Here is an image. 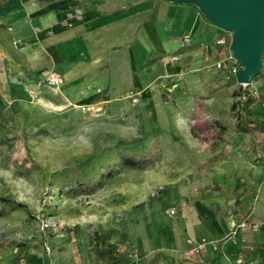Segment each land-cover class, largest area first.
<instances>
[{
  "label": "rangeland",
  "instance_id": "obj_1",
  "mask_svg": "<svg viewBox=\"0 0 264 264\" xmlns=\"http://www.w3.org/2000/svg\"><path fill=\"white\" fill-rule=\"evenodd\" d=\"M147 45L137 65L84 66L103 76L65 84L0 49V199L14 201L0 200V264H260L222 253L252 249L264 227L248 214L264 141L235 129L242 84L204 61L178 71ZM242 86L264 123V79Z\"/></svg>",
  "mask_w": 264,
  "mask_h": 264
},
{
  "label": "crops",
  "instance_id": "obj_2",
  "mask_svg": "<svg viewBox=\"0 0 264 264\" xmlns=\"http://www.w3.org/2000/svg\"><path fill=\"white\" fill-rule=\"evenodd\" d=\"M186 34L188 42L183 43L180 37ZM219 38L225 42L217 43ZM150 41L155 44L150 46V51L160 59L168 54L182 59L183 63L176 61L171 65L178 66V71L203 61L215 65L233 54L232 33L206 19L195 9L194 3L0 0V49L9 51L29 73L50 69L61 74L64 84L84 75V66L92 67L101 62L119 68L137 65L143 60ZM102 74L98 75L95 69L85 73L92 79ZM251 182L252 186H261L248 200V214L254 222H264V171L260 165H254ZM259 205L262 216L255 214ZM254 234V245L264 242L263 226L254 230Z\"/></svg>",
  "mask_w": 264,
  "mask_h": 264
},
{
  "label": "water",
  "instance_id": "obj_3",
  "mask_svg": "<svg viewBox=\"0 0 264 264\" xmlns=\"http://www.w3.org/2000/svg\"><path fill=\"white\" fill-rule=\"evenodd\" d=\"M194 3L216 26L232 33L230 49L240 68L236 80L250 84L259 75L264 52V0H170Z\"/></svg>",
  "mask_w": 264,
  "mask_h": 264
},
{
  "label": "trees",
  "instance_id": "obj_4",
  "mask_svg": "<svg viewBox=\"0 0 264 264\" xmlns=\"http://www.w3.org/2000/svg\"><path fill=\"white\" fill-rule=\"evenodd\" d=\"M259 77L264 79V64H262V67L259 72ZM235 95H243L244 99L241 102L240 105V116H239V121L237 122L235 129L237 131L245 132L248 133L249 139L252 140L254 145H257L258 141H264V123H261L257 120H255V112L253 111V103L257 100V94H255L253 91H247L243 88L242 85L239 86L238 91L235 92ZM217 160V155L213 154L211 155L204 164L212 163ZM128 162L136 163L137 160L135 157H131L130 159L127 160ZM200 167H203V164H199ZM257 185H253L248 193V198L253 197V193L255 190V187ZM0 200H4L7 202L8 205H13V200L8 199L5 197H2ZM21 205V203H19ZM2 214V211H0V215ZM95 245L97 252L106 257L108 254H111L113 257L115 256V251L112 250V248H104L100 247L99 248V243L97 236L95 237ZM229 259L231 260H236L238 257L243 258V260L250 261V260H257L258 263L262 264L264 263V242H259L256 243L252 249L250 250H227L223 251ZM220 254L215 255L213 259L207 263V264H219L220 262ZM148 264H183L180 261H176L174 259L168 258L165 255L161 253H156L148 262Z\"/></svg>",
  "mask_w": 264,
  "mask_h": 264
},
{
  "label": "built area",
  "instance_id": "obj_5",
  "mask_svg": "<svg viewBox=\"0 0 264 264\" xmlns=\"http://www.w3.org/2000/svg\"><path fill=\"white\" fill-rule=\"evenodd\" d=\"M216 42L219 44H223L225 41L223 38H219L216 40ZM215 65L218 68L225 70L227 78L236 79V72L240 68V65L238 60L233 55L227 56L224 60L217 62ZM46 80L51 85H60L63 82V78L59 74L55 73H48Z\"/></svg>",
  "mask_w": 264,
  "mask_h": 264
}]
</instances>
